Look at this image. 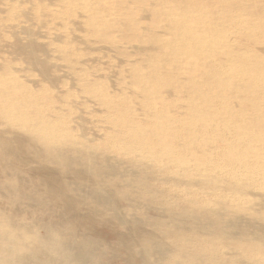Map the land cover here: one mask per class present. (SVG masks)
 <instances>
[{
  "label": "bare ground",
  "instance_id": "6f19581e",
  "mask_svg": "<svg viewBox=\"0 0 264 264\" xmlns=\"http://www.w3.org/2000/svg\"><path fill=\"white\" fill-rule=\"evenodd\" d=\"M0 264H264V0H0Z\"/></svg>",
  "mask_w": 264,
  "mask_h": 264
}]
</instances>
